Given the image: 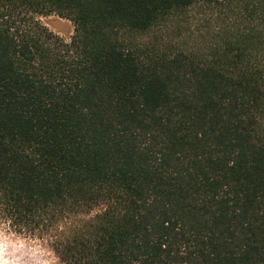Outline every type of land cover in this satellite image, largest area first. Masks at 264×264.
<instances>
[{
    "label": "trees",
    "instance_id": "16d2710c",
    "mask_svg": "<svg viewBox=\"0 0 264 264\" xmlns=\"http://www.w3.org/2000/svg\"><path fill=\"white\" fill-rule=\"evenodd\" d=\"M195 7L207 38L155 36ZM0 227L60 264H264V0H0Z\"/></svg>",
    "mask_w": 264,
    "mask_h": 264
},
{
    "label": "rangeland",
    "instance_id": "374dc122",
    "mask_svg": "<svg viewBox=\"0 0 264 264\" xmlns=\"http://www.w3.org/2000/svg\"><path fill=\"white\" fill-rule=\"evenodd\" d=\"M209 13L204 8L195 7L184 17L170 23L166 30L155 33L157 38L179 40L175 27H179L180 40L188 44L200 43L207 38L208 32L215 31L217 22L209 20ZM40 22L52 33L65 41L73 34L72 24L56 15L39 17ZM0 264H60L56 255L45 243L7 232L0 227Z\"/></svg>",
    "mask_w": 264,
    "mask_h": 264
}]
</instances>
